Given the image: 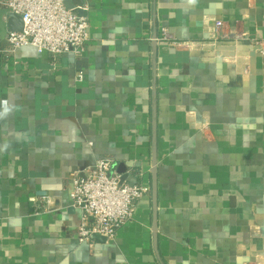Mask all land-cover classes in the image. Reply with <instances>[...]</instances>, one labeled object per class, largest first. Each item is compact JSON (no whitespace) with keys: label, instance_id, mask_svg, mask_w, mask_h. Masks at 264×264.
I'll use <instances>...</instances> for the list:
<instances>
[{"label":"crops","instance_id":"obj_1","mask_svg":"<svg viewBox=\"0 0 264 264\" xmlns=\"http://www.w3.org/2000/svg\"><path fill=\"white\" fill-rule=\"evenodd\" d=\"M66 3L83 56L0 52V264H264V0ZM104 156L151 191L115 239L79 243L69 178Z\"/></svg>","mask_w":264,"mask_h":264},{"label":"built area","instance_id":"obj_2","mask_svg":"<svg viewBox=\"0 0 264 264\" xmlns=\"http://www.w3.org/2000/svg\"><path fill=\"white\" fill-rule=\"evenodd\" d=\"M67 0H0L10 12L22 16L21 31H10L0 37V52L10 54L16 49L32 45L48 52L53 65L64 54L73 52L83 56L89 40L90 23L87 16L67 6ZM217 21L216 27H223ZM158 41L174 42L166 27L155 37ZM83 80V74L77 81ZM72 206L81 213L75 230L79 243L94 245L95 234L115 239L119 229L130 221L136 204L151 191L148 184L131 185L122 181L117 164L111 157H99L92 165L75 170L70 178ZM40 206H43L40 205Z\"/></svg>","mask_w":264,"mask_h":264},{"label":"water","instance_id":"obj_3","mask_svg":"<svg viewBox=\"0 0 264 264\" xmlns=\"http://www.w3.org/2000/svg\"><path fill=\"white\" fill-rule=\"evenodd\" d=\"M14 14V13H13ZM11 14V16L13 15ZM23 29V27H21L20 29H17L16 31H21ZM156 164L157 161L156 159L154 160V166L152 169V174H153V194H154V204L156 206V173H157V168H156ZM118 173H120L122 175V181H128L131 185H134L137 183L138 179L137 177L131 175L130 173H128L127 171V167L124 164H120L119 168H118ZM157 230V219L155 220L154 223V231ZM156 236V234H155ZM96 240V242L98 243H106L107 242V238L100 235V234H95L93 236ZM157 239V236H156Z\"/></svg>","mask_w":264,"mask_h":264},{"label":"clouds","instance_id":"obj_4","mask_svg":"<svg viewBox=\"0 0 264 264\" xmlns=\"http://www.w3.org/2000/svg\"><path fill=\"white\" fill-rule=\"evenodd\" d=\"M4 104L5 106L3 108V111L0 112V118L7 116L12 111V109L7 105V102H4Z\"/></svg>","mask_w":264,"mask_h":264}]
</instances>
